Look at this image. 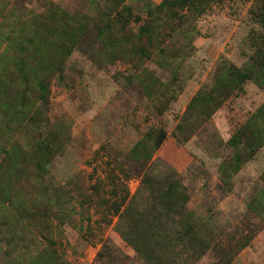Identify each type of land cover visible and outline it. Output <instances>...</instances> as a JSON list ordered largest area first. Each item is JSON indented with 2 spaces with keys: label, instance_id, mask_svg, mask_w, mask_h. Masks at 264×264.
I'll return each instance as SVG.
<instances>
[{
  "label": "trees",
  "instance_id": "obj_1",
  "mask_svg": "<svg viewBox=\"0 0 264 264\" xmlns=\"http://www.w3.org/2000/svg\"><path fill=\"white\" fill-rule=\"evenodd\" d=\"M231 1L84 0L83 6L72 9L40 0V10L21 11V0H0V264H68L60 247L64 227L76 215L87 220L89 236L102 244L97 257L102 263L123 261L104 239L113 217L118 218L113 229L144 264H197L209 254L215 259L212 264H234L250 246L251 234L216 241L211 224L186 211L190 197L177 179L163 188L141 185L130 195L128 182L141 172L145 176L168 139L162 127L149 128L134 145L126 158L137 172H124L121 165L123 183L117 185L109 177L110 192L100 182L86 187L79 173L64 185L50 180L51 166L66 155L72 139L65 121L52 116L53 87H69L67 71L75 52L87 46L93 60L130 66L129 83H136L150 101L164 103L159 106L164 111L179 97L180 64L194 42L195 27H186L214 5ZM251 15L264 31V0H255ZM150 61L170 73L167 82L145 67ZM250 82L264 88V32L256 38L249 67L225 63L212 85L193 96L184 115L183 122L191 128L184 131L188 140L191 131L216 113L226 114L229 139L220 143L218 171L230 190L234 177L264 148V103L247 118L235 109ZM106 165L111 166V160ZM260 179L262 187L249 207L257 217L264 214V171ZM146 187L150 195L139 198ZM106 193L115 199L109 202ZM105 203L113 217L102 210L92 222L91 209L97 207L100 213L98 205Z\"/></svg>",
  "mask_w": 264,
  "mask_h": 264
},
{
  "label": "rangeland",
  "instance_id": "obj_2",
  "mask_svg": "<svg viewBox=\"0 0 264 264\" xmlns=\"http://www.w3.org/2000/svg\"><path fill=\"white\" fill-rule=\"evenodd\" d=\"M21 1L18 3L21 11L40 10V0ZM54 1L72 9L84 4V0ZM150 1L159 4L162 0ZM139 2L146 3V0H134L135 4ZM254 7L255 0L216 4L209 14L197 19L191 27H186H195L194 42L191 49L188 47L185 50L187 58L180 64L179 97L170 102L164 111L161 110L163 107H159L164 103L150 101L136 83H129L127 78L133 74L130 66L123 62L107 64L100 59L93 60L87 46L75 52L67 71L69 87H53L52 116L65 121L71 128L72 139L66 155L51 166L50 180L64 185L79 173L86 187L100 182L102 187H110L106 189L110 192L113 185L109 177L115 178L117 185L123 183L121 165L124 172H137L132 161L126 158L134 145L149 128H165L168 139L154 155L145 176L141 172V177L128 182L130 195H134L141 185L163 188L164 184L174 179L181 181L190 197L186 211H192L209 222L216 241L254 235L250 246L237 255L234 264H264V214L257 217L249 208L250 201L262 187L260 178L264 171V148L234 177L230 190L222 183L218 171L222 161L220 143L229 139L226 114L219 111L211 121L191 131L188 140L183 138L184 131L191 129L190 124L183 122L184 115L199 89L212 85L216 74L227 62L240 68L251 64L256 38L264 32L252 19L251 9ZM89 11L93 9L90 7ZM145 67L163 82L171 77L168 71L153 61ZM263 103L264 88L250 82L235 109L247 118ZM102 146H105L104 149ZM107 159L111 160V166L106 165ZM117 191L119 195L120 190ZM138 194L139 198L145 199L150 190L146 187ZM103 196L109 202L115 199L109 193ZM98 208L100 213H97V207L91 209L89 217L92 222L101 217L102 210L113 217L107 203L98 205ZM117 220L113 217V226ZM87 226V220L83 221L80 215H76L64 227L60 250L65 252L67 263L109 264L97 259L102 244L91 239ZM113 226L105 232L104 239L111 243L123 260L118 264H144ZM214 261L213 254H209L197 264H212Z\"/></svg>",
  "mask_w": 264,
  "mask_h": 264
}]
</instances>
